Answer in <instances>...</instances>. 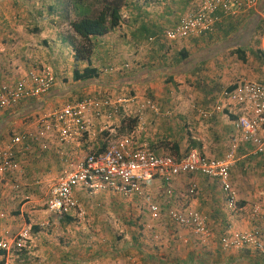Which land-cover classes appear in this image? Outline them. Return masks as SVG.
Returning <instances> with one entry per match:
<instances>
[{"label":"crops","instance_id":"crops-1","mask_svg":"<svg viewBox=\"0 0 264 264\" xmlns=\"http://www.w3.org/2000/svg\"><path fill=\"white\" fill-rule=\"evenodd\" d=\"M199 2L127 0L120 27L93 38L91 63L99 71L98 78L77 82L73 80L75 68L68 71L70 65L76 67L74 47L59 33L63 13L71 12L67 0H0V85L42 69L52 70L58 79L48 94L0 112V148L18 135L35 132L36 122L43 116L86 97L106 95L124 100L118 117L110 122L93 120L89 132L72 144H61L54 135L47 150L38 143H31L27 151L22 145L17 148L21 191L14 192L10 183L0 186V238L31 226L38 233L34 253L41 264H73L74 252L49 243L46 229L52 228V219L66 218L65 224L78 220L51 215L45 205L47 195L66 157L77 160L103 152L110 142L123 138L122 133L129 129L128 118L136 123L125 137L133 138L137 147L180 158L192 150L209 159L225 157L236 137L233 121L238 110L224 97L225 91L238 80L264 83V0L259 10L235 19L223 18L210 35L174 43L158 38ZM152 37L155 41L150 42ZM238 50L245 51V60ZM182 51L189 57L180 61ZM85 67V63L79 65L81 70ZM107 67L122 71L102 74ZM148 101L155 108H149ZM236 158L231 181L243 209L237 213L227 208L220 183L198 174L176 178L170 185L174 191L171 199L165 196L168 186L161 180L149 185V192L164 209L157 222L137 197L110 192L92 195L79 189L76 197L86 216L78 222L85 225L86 232L102 236L109 221L115 229L132 235L130 243L99 253V260L86 258L84 264H264V256L253 250L225 251L220 244L229 227L253 228L252 205L264 207V154L255 155L249 145L242 144ZM194 186L197 195L190 197ZM82 197L87 199L85 203ZM170 208L200 212L215 238L201 244L169 220L165 213ZM148 236L152 242L146 241Z\"/></svg>","mask_w":264,"mask_h":264},{"label":"built area","instance_id":"built-area-1","mask_svg":"<svg viewBox=\"0 0 264 264\" xmlns=\"http://www.w3.org/2000/svg\"><path fill=\"white\" fill-rule=\"evenodd\" d=\"M261 0H200L194 9L185 14L177 25L160 36L168 42H177L206 36L216 30L223 18H238L255 11ZM150 42L155 41L152 37ZM107 67L102 74L117 71ZM58 79L49 70H35L26 77L0 85V112L12 109L20 103L48 94ZM238 110L234 119L236 137L222 159H209L199 151L192 150L183 157L158 155L153 151L137 147L130 137L112 141L100 153L89 154L77 160H64L56 184L47 195L46 207L55 217H71L81 221L86 212L76 197V192L96 195L110 192L123 197H137L146 203L154 221H160L164 209L149 192V185L161 180L168 188L165 196L174 197L171 183L181 175L198 174L217 180L225 196L227 208L234 213L243 209L239 206L237 191L231 181V170L236 164V155L242 144L249 145L255 155L264 154V83L238 80L224 93ZM124 100L106 95L86 97L80 101L56 109L36 122V131L14 137L0 148V186L11 184L14 192L21 191L16 163L17 148L27 151L31 143H38L43 150L49 148L51 136L57 135L61 144H72L83 137L92 127L93 120L113 121L121 114ZM155 108L151 101L146 104ZM197 195L196 187L189 196ZM176 226L189 231L201 244L206 245L215 237L207 219L198 211H181L170 208L165 213ZM249 231L229 227L220 237L225 251L249 249L264 256V207H250ZM33 242V230L26 226L15 235L0 240L2 264H11L13 258L26 250Z\"/></svg>","mask_w":264,"mask_h":264},{"label":"rangeland","instance_id":"rangeland-1","mask_svg":"<svg viewBox=\"0 0 264 264\" xmlns=\"http://www.w3.org/2000/svg\"><path fill=\"white\" fill-rule=\"evenodd\" d=\"M40 2H43V0H40ZM75 17L70 11H65L63 13V21L60 24L59 33L60 35L67 39L68 42H71L72 45L76 42V37L74 34L71 33L72 30L69 29L70 27V21L74 20ZM74 66H69L68 71L69 73L73 71ZM48 70V69H43ZM122 71V69H119ZM53 72L52 70H49ZM54 73V72H53ZM134 120L128 118L126 126L129 129H132L134 126ZM126 130L125 133H122V136L125 137L126 134H129L130 130ZM121 136V137H122ZM128 136V135H126ZM131 138V137H130ZM134 141V139L132 138ZM86 196V195H85ZM97 196H91L90 198H96ZM82 199H85L82 197ZM87 201L85 199L84 203ZM84 206H87V204H84ZM91 211H93L91 209ZM55 217V216H54ZM60 218V217H57ZM62 221H58V219H52L51 220V227L46 229V232L48 233L49 243H57L60 245V247L64 248V251H72L74 252V255L76 256V259H74L73 264H84L85 259H98V254L102 253L103 251H106L108 249H115V245H122L125 243H130L132 241V235L129 233L122 232L118 228H114L111 226L110 222L108 221L110 226H107V230L103 233L102 236L96 235V233H88L85 229V225L79 224L78 221H72V223L65 224L67 222V219L61 218ZM68 222H71L70 220ZM104 223V222H103ZM70 224V226H68ZM129 224L130 222H125L124 225ZM88 225V224H87ZM140 225L137 224V230L140 231ZM88 231L92 228H87ZM93 231V230H92ZM33 234V242L28 245L27 249L22 251L18 254V256H15L11 262V264H41V259L37 256V254L34 253V250H37V248H34L35 241H38V233L34 231ZM11 234L12 236L15 235ZM217 238V237H216ZM2 239V237L0 238ZM53 239V240H51ZM218 239V238H217ZM53 241V242H52ZM146 241L152 242L150 240V237H146ZM51 244H49L50 246ZM120 247V246H119ZM199 248V246L197 247ZM112 253V251H110ZM1 254H0V264H2ZM46 262L42 264H45ZM52 264L51 262H49Z\"/></svg>","mask_w":264,"mask_h":264},{"label":"trees","instance_id":"trees-1","mask_svg":"<svg viewBox=\"0 0 264 264\" xmlns=\"http://www.w3.org/2000/svg\"><path fill=\"white\" fill-rule=\"evenodd\" d=\"M67 2L75 17L69 24L76 37L73 44L76 63L73 80L77 82L94 80L98 78L99 71L91 63L94 52L93 38L104 37L120 27L122 9L127 0H67ZM238 54L245 60V51L238 50ZM188 57V52L182 51L179 60L183 61ZM84 63L87 67L81 70L79 65ZM133 122L136 123V120ZM70 218L68 219L71 221Z\"/></svg>","mask_w":264,"mask_h":264}]
</instances>
